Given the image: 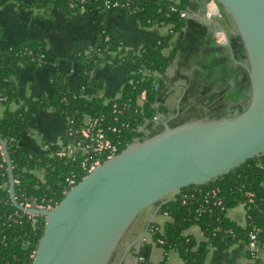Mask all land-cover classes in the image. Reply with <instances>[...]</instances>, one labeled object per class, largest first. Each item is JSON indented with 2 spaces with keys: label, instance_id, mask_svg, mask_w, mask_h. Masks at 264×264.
I'll use <instances>...</instances> for the list:
<instances>
[{
  "label": "trees",
  "instance_id": "obj_1",
  "mask_svg": "<svg viewBox=\"0 0 264 264\" xmlns=\"http://www.w3.org/2000/svg\"><path fill=\"white\" fill-rule=\"evenodd\" d=\"M112 1V0H110ZM128 1L119 9L131 12L142 11L144 24H161L169 26V31L154 39L151 45H145L138 51H129L119 56L120 41L110 31L105 30L97 37L94 47L88 52L78 54L81 75L88 85L100 89L101 84L89 76V72L105 61L117 62L124 57L132 58L137 70L127 77L121 95L104 102L101 97L86 98L77 90L69 88L61 76H54L53 92L49 98L19 97L17 87L11 79L19 63L38 64L40 44L20 43L14 47L0 50V102L21 99L22 104L14 111L6 110L0 115V137L5 141L11 159L14 179V194L20 201L35 200L46 206L55 205L70 188L67 178L76 183L86 174L80 167L82 155L69 159L56 155L59 145L48 142V152L35 150L20 143L22 128L29 118L42 110L50 108L64 116L68 129L60 134V141L66 144L79 138L78 130L83 126L84 116L98 118L106 136L117 145L118 152L132 140L143 135L138 127L145 119L152 125L153 117L162 112L164 105L158 102L161 76L169 65L168 57L162 55L173 33L185 24L187 0H118ZM74 2V8L69 3ZM3 0H0V5ZM55 3L63 10L80 9L103 12V0H35L37 6ZM246 75L244 79L246 81ZM145 91V99L137 103L138 95ZM248 92V87L241 84L229 92L241 100ZM243 105L241 109H243ZM114 128V131H112ZM104 160V159H103ZM0 264H30L36 242L42 232L43 218L36 217L35 225L21 210L13 206L8 194V174L6 162L2 160L0 150ZM34 170H42V178ZM264 164L259 156L248 159L229 173L202 185H189L174 194V199L164 204L159 212L169 217L163 225L150 223L154 245L163 249L166 258L174 250L183 264H202L210 248L224 250L233 245L249 242L250 233L257 238L258 252L252 264H264ZM244 206L245 223L230 219L228 209L237 205ZM191 225H197L203 239L196 241L192 235L184 234ZM162 240L159 243L158 240ZM152 244L143 242L138 254L142 256L143 248ZM135 250V249H134ZM245 250V256L250 257ZM164 258L157 264H164ZM142 264H154L143 257ZM250 264V263H246Z\"/></svg>",
  "mask_w": 264,
  "mask_h": 264
},
{
  "label": "crops",
  "instance_id": "obj_2",
  "mask_svg": "<svg viewBox=\"0 0 264 264\" xmlns=\"http://www.w3.org/2000/svg\"><path fill=\"white\" fill-rule=\"evenodd\" d=\"M206 1L187 0L184 26L173 33L161 51L169 60L168 68L161 76L157 97L158 102L164 105L163 117L178 111L179 120L202 114L238 112L245 103L246 94L241 100H236L235 95H229L235 82L236 86L241 84V88H246L244 69L239 64L245 61V55L238 33L227 14L210 20L205 18ZM34 4L35 0H3L0 5V50L20 43L35 42L40 44V51L44 55L37 65H17L11 79L19 97L49 98L53 92L54 76H61L69 88L81 92L86 98L98 96L104 102L116 99L121 95L127 77L137 70L135 61L124 57L117 62H101L89 72V76L101 84L100 89H96L88 85L81 75L82 66L78 54L91 50L97 37L105 30L112 32L120 41L118 55L122 57L129 51H138L145 45H151L156 37L170 30L167 25L144 24L140 9L132 12L85 9L65 11L55 3L44 6ZM217 28L227 32L230 45L216 43L214 32ZM21 104V99L7 104L0 102V115L6 110H16ZM67 124V119L55 110L44 109L29 118L22 128L20 143L44 151L48 142L58 143ZM140 127L145 134L155 126L148 120ZM259 162L264 164V152L259 155ZM262 184L264 186V179ZM154 209L153 206L147 207L134 220L124 235L119 257L127 244L132 243L131 249L140 242L141 239L137 238L144 233L151 217V223L158 225H163L169 219L159 211L154 215ZM227 216L244 224V206L240 204L228 209ZM184 234L192 235L196 241L203 239L197 225L188 227ZM147 258L150 263L161 262L164 258L163 249L151 245ZM262 258L264 260V253ZM164 260L167 264L174 261V264H183L174 250H170ZM246 263L245 244L239 242L224 250L210 248L203 264Z\"/></svg>",
  "mask_w": 264,
  "mask_h": 264
},
{
  "label": "water",
  "instance_id": "obj_3",
  "mask_svg": "<svg viewBox=\"0 0 264 264\" xmlns=\"http://www.w3.org/2000/svg\"><path fill=\"white\" fill-rule=\"evenodd\" d=\"M215 1L244 49L245 61L239 62L248 87L243 109L183 120L179 111L159 117L151 131L94 167L50 208L17 201L11 159L0 137L11 203L43 218L30 264H110L147 207L153 206L156 215L183 187L209 183L264 152V0ZM131 245L116 264H122ZM147 251L143 248V257Z\"/></svg>",
  "mask_w": 264,
  "mask_h": 264
},
{
  "label": "built area",
  "instance_id": "obj_4",
  "mask_svg": "<svg viewBox=\"0 0 264 264\" xmlns=\"http://www.w3.org/2000/svg\"><path fill=\"white\" fill-rule=\"evenodd\" d=\"M128 4H129L128 1L119 2L118 0H112V1L103 0L102 9L103 11H108L115 8L119 9L120 7H123L124 5H128ZM75 5L76 4L74 2H70L69 8H74ZM80 9L83 8L81 7ZM135 10H137V8L133 9L132 11ZM180 15L185 16V12L184 11L180 12ZM220 15H221L220 7L217 4V2L215 0H207L205 4V13H204L205 18L210 20ZM214 38L216 43L221 45H226L229 39L227 32L222 28H217L215 30ZM43 57L44 55L42 52L38 54V58H37L38 63L43 59ZM144 99H145V91H142L138 95L137 103H140ZM163 116L164 115L162 114V112H160L158 115L153 117L152 120L154 121L155 124L153 125V127L158 124L159 117H163ZM146 121H148V119H145L144 122L139 125L138 127L139 131H141L140 126L143 125ZM67 129H68V124H67ZM112 131H114V128H112ZM78 132H79V138L76 141H70L66 144H63L60 140L58 141L59 149L57 150L56 155L59 157L75 159L77 158L79 151L80 154L82 155L80 167L82 168L83 171H86V174L89 171H91L94 167H96L98 164H100L102 161L113 156L118 152L117 145L114 144L110 140V138L106 136V133L104 129L101 127L98 118H91L89 116H84L83 126L78 130ZM44 151L48 152V147L46 145L44 146ZM1 155H2V160L5 161L2 151H1ZM34 173L38 177L42 178V170H34ZM67 182L71 186L75 184L73 178H67ZM4 188L5 185L1 184L0 189H4ZM19 203L27 207H35V208L52 207L51 205L44 206L36 202L35 200H25V201H20ZM23 213L27 215V217L32 220L33 225H35L37 216L27 212H23ZM143 242H149L152 245H154L152 242L151 232H149L148 229H147V236L141 238L140 242L126 253L122 264H142L141 262L143 256L139 255L138 251L140 250V247H142ZM158 242L162 243V240L159 239ZM245 250H248L251 254L250 257L247 258V263L252 264L258 252L257 238L254 232L250 233L249 242L245 245Z\"/></svg>",
  "mask_w": 264,
  "mask_h": 264
},
{
  "label": "rangeland",
  "instance_id": "obj_5",
  "mask_svg": "<svg viewBox=\"0 0 264 264\" xmlns=\"http://www.w3.org/2000/svg\"><path fill=\"white\" fill-rule=\"evenodd\" d=\"M123 240H124V239H123ZM119 247H120V248H118V249L116 250V252L114 253L113 258H112L110 264H115L117 258L119 257V254H120V252H121V250H122L123 242L120 244ZM173 257H174V256H173ZM174 259L176 260V258H174ZM176 261H177V260H176ZM204 262H205V261H204ZM204 262H203V263H204ZM174 263H176V262H175V261L172 262V264H174ZM203 263H202V264H203ZM165 264H167L166 261H165Z\"/></svg>",
  "mask_w": 264,
  "mask_h": 264
},
{
  "label": "flooded vegetation",
  "instance_id": "obj_6",
  "mask_svg": "<svg viewBox=\"0 0 264 264\" xmlns=\"http://www.w3.org/2000/svg\"><path fill=\"white\" fill-rule=\"evenodd\" d=\"M199 115V114H198Z\"/></svg>",
  "mask_w": 264,
  "mask_h": 264
}]
</instances>
